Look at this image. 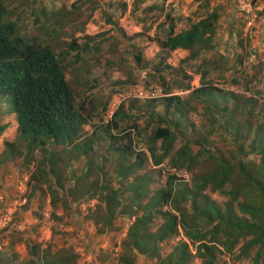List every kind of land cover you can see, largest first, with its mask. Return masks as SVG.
Masks as SVG:
<instances>
[{"label": "trees", "instance_id": "trees-1", "mask_svg": "<svg viewBox=\"0 0 264 264\" xmlns=\"http://www.w3.org/2000/svg\"><path fill=\"white\" fill-rule=\"evenodd\" d=\"M218 19L219 12L214 8L180 31L175 32L171 24L158 44L166 52L188 50L190 57L209 50ZM88 45V41L83 44ZM77 47L72 41L65 51L56 52L48 44L27 39L10 18L6 0H0V103L5 104L9 114H14L17 123L14 140L4 141L0 161L1 157L21 158L23 165H33L27 183L33 187L44 185L54 208L60 190L66 197L78 187L77 178L65 187L66 182L74 179L67 168L69 162L84 156L86 171L78 179L94 175L82 196L96 199L90 217L98 232L110 229L118 216L132 219L122 242L120 264H134L137 257L155 258L158 264H190L195 258L201 264H220L223 255H229L233 261L249 258L252 264L264 261L262 120L255 125L245 119L242 128V122L232 120L236 109L228 104L234 93L205 82L201 75V85L190 91L189 98L202 102L206 113L218 110L220 117H224L219 124L230 138L227 136L229 141L223 144L234 147L229 155L211 149L206 134L190 138L186 130L190 124L182 126L190 100L178 94L161 96V114L146 102L148 106L144 107L150 120L143 126L133 114L131 102L130 108L120 103L104 124L92 123L97 112L94 101L88 97L89 91L77 97L66 74L65 60L69 54L78 53ZM136 59L140 61L141 57L137 55ZM242 108L246 117L255 114L264 118V102L258 112L250 103H242ZM86 124H92L91 133L84 132ZM7 126L8 123H0V135ZM138 138L143 140V146ZM179 139L180 146L176 148ZM245 139H251L249 144ZM99 143L105 145L101 159ZM245 144L250 152L259 155L257 162L238 158ZM164 161L170 168L190 173V179L185 181L170 173L163 186L151 191L152 175L138 172L148 162L157 166ZM203 161L209 167L195 172L197 164ZM108 162L113 176L107 169ZM209 191H218L226 200L218 204ZM157 217L161 222L155 226ZM20 233L9 231L12 247V240H25ZM177 237L172 249L163 255L160 244ZM26 249L28 258L24 261L17 260L15 251L5 255L0 250V264H77L76 254L70 248L42 247L29 239Z\"/></svg>", "mask_w": 264, "mask_h": 264}, {"label": "rangeland", "instance_id": "rangeland-1", "mask_svg": "<svg viewBox=\"0 0 264 264\" xmlns=\"http://www.w3.org/2000/svg\"><path fill=\"white\" fill-rule=\"evenodd\" d=\"M6 5L18 32L27 39L48 44L56 52L65 51L72 41L78 45V53L69 54L65 60L66 74L77 97L89 91L88 97L94 101L97 112L92 123L104 124L120 103L130 108L131 102L133 114L143 126L150 120L144 107L146 102L161 114L164 109L161 96L178 94L190 100L186 104V116L182 118V126L190 124L186 129L190 138L194 140L197 134H206L211 149L229 155L234 147L223 144L229 141L227 136L230 138L219 124L224 117H220L218 110L206 113L202 102L189 98L190 91L201 85V75H204L205 82L234 93L228 101L236 109L232 120L242 122V128L245 119L255 125L262 120L264 124V118L258 115L246 117L242 108V103H250L258 112L264 102V0H6ZM214 8L219 12V19L211 49L190 57L188 50L178 48L166 52L160 48L158 41L165 38L171 24L175 32L180 31ZM86 41L88 47L83 46ZM0 104V123H8L0 135L1 153L4 141L14 140L17 123L14 114L6 111L4 103ZM215 123L219 127H214ZM92 128V124H86L84 132L91 133ZM137 140L143 146V140ZM249 141L245 139L246 144ZM246 144L238 158L257 162L259 155L250 152ZM179 146L180 139L176 148ZM104 147L101 143L97 146L100 159ZM107 164L113 176L111 162ZM207 167L208 162H200L195 172ZM32 171L33 165H23L21 158L1 157L0 250L5 255L15 251L17 260L24 261L28 258L26 242L30 239L42 247L72 249L77 264H120L122 242L132 219L118 216L110 229L98 232L90 217L96 199L82 196L94 175L78 179L86 171L85 157L69 162L67 171L73 173L70 177L74 179L66 182L65 187L75 183V178L78 187L66 197L60 190L54 208L44 185L33 187L27 183ZM144 172L153 177L151 191L163 186L170 173L185 181L191 175L170 168L167 161L157 166L148 162L138 173ZM208 194L218 204L226 200L218 191ZM159 222L161 218L157 217L154 225ZM11 230L17 234L22 232L25 239L23 242L12 240L14 247L9 237ZM177 240L178 237L162 242L161 253H168ZM134 264L158 263L155 258L137 257ZM190 264L201 262L195 258ZM220 264L252 262L249 258L233 261L229 255H223Z\"/></svg>", "mask_w": 264, "mask_h": 264}]
</instances>
